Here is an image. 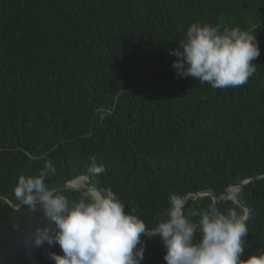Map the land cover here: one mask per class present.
I'll list each match as a JSON object with an SVG mask.
<instances>
[{
    "label": "trees",
    "instance_id": "trees-1",
    "mask_svg": "<svg viewBox=\"0 0 264 264\" xmlns=\"http://www.w3.org/2000/svg\"><path fill=\"white\" fill-rule=\"evenodd\" d=\"M195 22L256 36L245 84L177 75L170 50ZM92 158L104 172H88ZM47 160L50 189L84 176L149 230L167 219L173 193L191 196V222L215 203L245 215L224 197L247 181L235 190L250 209L241 259L264 253V0H0V264H32L25 243L40 217L14 187ZM55 191L75 202L88 189ZM138 247L141 264H166L159 235ZM52 252L63 255L58 243L32 250L38 264H54Z\"/></svg>",
    "mask_w": 264,
    "mask_h": 264
},
{
    "label": "clouds",
    "instance_id": "clouds-1",
    "mask_svg": "<svg viewBox=\"0 0 264 264\" xmlns=\"http://www.w3.org/2000/svg\"><path fill=\"white\" fill-rule=\"evenodd\" d=\"M170 54L177 58L172 66L178 76L223 89L247 82L256 71L252 61L259 57L260 48L256 36L239 27L221 31L219 26L195 22ZM104 170L92 158L88 172L99 175ZM56 171L47 160L38 175H21L14 187L22 206L40 217L32 233L33 245H60L63 255L49 253L54 264H141L142 235L160 236L166 264H264V253L241 259L248 217L234 209L225 214L209 205L191 222L184 214L185 199L173 193L168 197L167 219L149 230L134 209L125 212L111 188L90 187L75 202L57 194L46 183Z\"/></svg>",
    "mask_w": 264,
    "mask_h": 264
},
{
    "label": "water",
    "instance_id": "water-1",
    "mask_svg": "<svg viewBox=\"0 0 264 264\" xmlns=\"http://www.w3.org/2000/svg\"><path fill=\"white\" fill-rule=\"evenodd\" d=\"M79 178H85L86 180H87V178L86 177H84V176H82V177H78V178H76V179H74V180H71V181H69V182H66V183H63V184H61V185H59L55 190H58V189H64V188H79V189H82V188H86V189H89L90 187H93V186H91V185H82V186H79V185H76V184H73V182L75 181V180H77V179H79ZM256 178V177H255ZM88 181V180H87ZM247 181H243V182H241V183H239V184H236V185H234V186H232L230 189H229V193H230V195L233 197V199H234V201L237 203V204H240L241 206H243V207H245L246 208V210H247V212H246V216L247 217H249V215H250V209L236 196V194H235V190H236V187L237 186H239V185H243V184H245ZM201 196H210V197H212V199L216 202V196L215 195H211V194H208V193H205V194H201V193H197V194H195V196H194V198H196V197H201ZM184 199H185V201L187 200V199H189V198H191V196L188 194V195H185L184 197H183ZM193 198V199H194ZM215 206H216V209L219 211V209H218V205H217V203H215ZM53 228L55 229V226L53 225ZM146 236H148V237H152V236H155V235H151V236H149V235H146ZM25 249H26V253H27V255H28V257L31 259V261H32V264H38L37 262H36V260L34 259V257H33V254H32V251H29V248H28V246H27V240H26V243H25Z\"/></svg>",
    "mask_w": 264,
    "mask_h": 264
},
{
    "label": "bare ground",
    "instance_id": "bare-ground-1",
    "mask_svg": "<svg viewBox=\"0 0 264 264\" xmlns=\"http://www.w3.org/2000/svg\"><path fill=\"white\" fill-rule=\"evenodd\" d=\"M84 179L85 178H79V179H77V180H75L74 182H73V184H76V185H79V186H82L83 185V181H84ZM32 237V236H31ZM31 237H29V238H31ZM28 238V239H29ZM27 239V240H28ZM32 241V239L28 242V244L30 243ZM33 245V244H32ZM28 246V245H27ZM29 251H32V250H30L29 249Z\"/></svg>",
    "mask_w": 264,
    "mask_h": 264
},
{
    "label": "rangeland",
    "instance_id": "rangeland-1",
    "mask_svg": "<svg viewBox=\"0 0 264 264\" xmlns=\"http://www.w3.org/2000/svg\"><path fill=\"white\" fill-rule=\"evenodd\" d=\"M86 183H87V180H86V179H84V181H83V185H86ZM34 247H35L34 245H31V246H30V250H33V249H34Z\"/></svg>",
    "mask_w": 264,
    "mask_h": 264
}]
</instances>
